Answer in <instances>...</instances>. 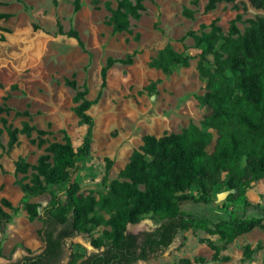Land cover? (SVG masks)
<instances>
[{
    "label": "rangeland",
    "instance_id": "obj_1",
    "mask_svg": "<svg viewBox=\"0 0 264 264\" xmlns=\"http://www.w3.org/2000/svg\"><path fill=\"white\" fill-rule=\"evenodd\" d=\"M96 1V3H95ZM0 0V12L9 15L0 21V104L7 96L10 111L2 114L13 128L21 129L24 122L40 130L49 131V142L62 141L63 133L76 149L86 132L73 109L75 91L65 84L74 79L86 98L97 99L88 111L94 120L91 151L77 160L72 182L80 186L83 196L99 200L109 190L110 183L118 179L131 153L142 145L146 135L160 137L165 133H181L189 124L199 126L210 109L197 100L206 93V84L199 77L197 61L200 50L195 48L189 33L199 34L201 25L214 23L224 37H237L231 24L244 33L248 19L264 17L246 0L219 3L213 11L205 12L207 0H147L145 11L138 21H131L129 31L115 33L107 25L109 12L117 0ZM193 11V17L183 11ZM240 16L238 19L237 17ZM57 23L63 33L72 30L77 39L57 33ZM166 46L184 53L188 67H174L169 74L148 68V62ZM131 64L116 63L106 72L102 86L101 70L108 58L126 59ZM210 61L212 56L208 57ZM155 84V90L144 89ZM27 112L28 116L16 113ZM213 152L217 135L212 131ZM36 138L18 135L19 144L7 147V133L0 142V201L6 199L11 207L3 208L10 222L0 230V264L15 262L24 255L39 253L43 242L39 236L42 223L29 219L27 204H38V210L50 205L52 197L65 202L66 184L49 186L42 196L25 195L17 184L23 175L17 173L18 161L34 166L43 154V148L30 143ZM245 167L238 162L232 171L216 174L206 183L208 204L199 201L197 187L188 194L193 201L181 203L183 211L207 219L206 228L181 232L158 258L136 264H264V231L254 229L236 237L223 247L224 241L215 225L223 219H252L264 217V178L257 181L243 179L238 189L229 182L240 177ZM31 171H29L28 175ZM28 182V179L25 181ZM247 205H252L248 207ZM104 217L107 215L100 212ZM158 224L151 215L138 224L128 225L127 231H151ZM108 227L94 230L98 238ZM210 241L219 249L218 258L204 243ZM66 256L60 264H72L96 250L85 236L64 242Z\"/></svg>",
    "mask_w": 264,
    "mask_h": 264
},
{
    "label": "trees",
    "instance_id": "obj_2",
    "mask_svg": "<svg viewBox=\"0 0 264 264\" xmlns=\"http://www.w3.org/2000/svg\"><path fill=\"white\" fill-rule=\"evenodd\" d=\"M146 1L117 0L115 8L106 2L104 8L110 14L107 25L115 33L128 32L131 21H138L145 11ZM246 1L253 9L264 13V0ZM234 2L236 0H207L204 10L213 11L219 3ZM74 5L78 10V0ZM193 14L189 9L183 11L188 18ZM8 18V14L0 12V21ZM247 23L242 35H238L234 23L231 24L232 33L237 35L235 38L224 37L214 23L209 25V32H203L207 26L201 25L199 34H188L195 48L200 50L197 70L207 90L197 100L201 106L210 109L209 115L199 126L189 124L178 134L144 136L142 145L131 153L118 179L110 183L107 194L99 200L83 196L80 186L71 180L77 160L87 157L91 151L94 120L88 111L97 99H87L86 90H80L73 78L65 80V84L75 91L74 101L78 105L73 111L79 123L86 126L82 142L75 149L65 132H62V141L49 142L45 138L49 131L37 129L27 122L21 129L13 128L1 116L10 111L6 103L8 97L1 98L0 142L6 132L7 147L11 149L19 144V134L30 137L35 132L36 138L30 143L43 148L36 165L16 162V172L23 175L17 181L21 191L36 197L46 194L49 186L66 184L64 203L52 197V203L41 211L38 204L26 205L29 219H39L42 223L39 236L43 249L34 257H25L24 264H60L66 256L64 242L77 236L89 239L96 251L72 264H136L156 259L181 232L206 228V218L190 215L181 208L182 202L194 200L188 194L192 187L201 192L198 200L208 204L206 183L218 173L234 170L235 164L241 161L245 167L239 178L229 182L231 188L238 189L245 180L264 178V17L248 19ZM57 33L77 39L76 32L63 33L58 23ZM209 56H212L211 61ZM189 60L184 53L166 46L148 62V68L169 74L174 67H188ZM131 62V57L108 58L101 70L102 86L111 66ZM155 84L144 90L152 93ZM16 114L28 116L26 111ZM212 131L217 135L216 145L213 152L208 153L206 149L212 143ZM10 207L6 199L0 201V230L10 222V215L3 208ZM254 208L264 211L258 206ZM148 215L155 218L156 228L138 233L127 231L128 225H136ZM215 226L224 241L222 248H225L240 235L254 229L264 231V217L223 219ZM100 227L109 230L94 238V230ZM204 243L214 252L213 259H217L219 249L210 241Z\"/></svg>",
    "mask_w": 264,
    "mask_h": 264
},
{
    "label": "flooded vegetation",
    "instance_id": "obj_3",
    "mask_svg": "<svg viewBox=\"0 0 264 264\" xmlns=\"http://www.w3.org/2000/svg\"><path fill=\"white\" fill-rule=\"evenodd\" d=\"M42 249H43V248H42ZM41 251H42V250H41ZM41 251H40L39 253H32V254L24 255V256H22L21 258H19L18 260H16L15 262H7V263H5V264H24V258H25V257H34V256L40 254Z\"/></svg>",
    "mask_w": 264,
    "mask_h": 264
}]
</instances>
